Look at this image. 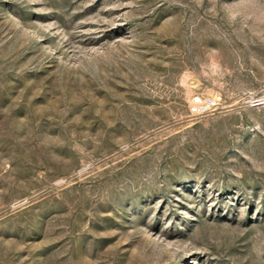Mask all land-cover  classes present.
<instances>
[{"label": "rangeland", "instance_id": "1", "mask_svg": "<svg viewBox=\"0 0 264 264\" xmlns=\"http://www.w3.org/2000/svg\"><path fill=\"white\" fill-rule=\"evenodd\" d=\"M0 264H264V0H0Z\"/></svg>", "mask_w": 264, "mask_h": 264}, {"label": "built area", "instance_id": "2", "mask_svg": "<svg viewBox=\"0 0 264 264\" xmlns=\"http://www.w3.org/2000/svg\"><path fill=\"white\" fill-rule=\"evenodd\" d=\"M199 103H200V98L198 96H195L193 101H192L194 108H197Z\"/></svg>", "mask_w": 264, "mask_h": 264}]
</instances>
